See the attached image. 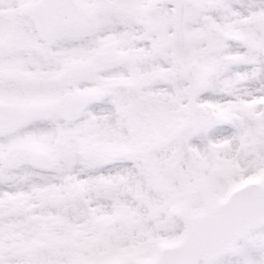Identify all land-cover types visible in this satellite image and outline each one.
Returning <instances> with one entry per match:
<instances>
[{"label":"snow or ice","instance_id":"1","mask_svg":"<svg viewBox=\"0 0 264 264\" xmlns=\"http://www.w3.org/2000/svg\"><path fill=\"white\" fill-rule=\"evenodd\" d=\"M0 264H264V0H0Z\"/></svg>","mask_w":264,"mask_h":264}]
</instances>
